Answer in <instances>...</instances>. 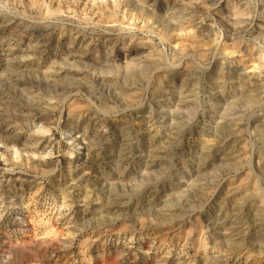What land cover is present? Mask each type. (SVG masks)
I'll return each mask as SVG.
<instances>
[{
	"label": "rangeland",
	"instance_id": "rangeland-1",
	"mask_svg": "<svg viewBox=\"0 0 264 264\" xmlns=\"http://www.w3.org/2000/svg\"><path fill=\"white\" fill-rule=\"evenodd\" d=\"M0 264H264V0H0Z\"/></svg>",
	"mask_w": 264,
	"mask_h": 264
}]
</instances>
